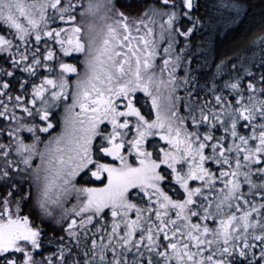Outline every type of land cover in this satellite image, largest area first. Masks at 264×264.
Returning a JSON list of instances; mask_svg holds the SVG:
<instances>
[{
    "label": "snow or ice",
    "instance_id": "snow-or-ice-1",
    "mask_svg": "<svg viewBox=\"0 0 264 264\" xmlns=\"http://www.w3.org/2000/svg\"><path fill=\"white\" fill-rule=\"evenodd\" d=\"M252 7L0 0V264H264Z\"/></svg>",
    "mask_w": 264,
    "mask_h": 264
},
{
    "label": "trees",
    "instance_id": "trees-1",
    "mask_svg": "<svg viewBox=\"0 0 264 264\" xmlns=\"http://www.w3.org/2000/svg\"><path fill=\"white\" fill-rule=\"evenodd\" d=\"M205 0H200V3H204ZM251 4L253 5L252 7V15H255L257 18L259 17V12H260V7L259 5L261 3H264V0H250ZM252 23L251 20H249L248 22H246L245 27H247L248 24ZM242 34L241 30L238 29L234 32L231 33V35L228 37V39L224 42L223 44V48L224 49H228L229 47H231V42L234 41L235 39H237L238 37H240Z\"/></svg>",
    "mask_w": 264,
    "mask_h": 264
}]
</instances>
